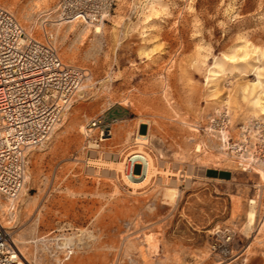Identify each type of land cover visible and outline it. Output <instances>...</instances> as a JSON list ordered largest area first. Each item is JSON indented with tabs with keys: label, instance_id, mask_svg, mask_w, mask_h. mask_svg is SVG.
Wrapping results in <instances>:
<instances>
[{
	"label": "rangeland",
	"instance_id": "obj_1",
	"mask_svg": "<svg viewBox=\"0 0 264 264\" xmlns=\"http://www.w3.org/2000/svg\"><path fill=\"white\" fill-rule=\"evenodd\" d=\"M60 1L1 0L38 38L51 28L62 59L87 71L63 122L29 152L16 208L0 196V220L26 263L264 264V164L242 171L227 148L247 125L251 146L264 151L255 104L264 92V0H114L103 23L51 25ZM101 114L121 122L94 146L84 126ZM223 117L226 146L214 126ZM143 121L158 172L134 188L109 164L138 147ZM208 167L233 177L208 180ZM172 185L175 202L165 196ZM70 237L73 248L64 246Z\"/></svg>",
	"mask_w": 264,
	"mask_h": 264
},
{
	"label": "built area",
	"instance_id": "obj_2",
	"mask_svg": "<svg viewBox=\"0 0 264 264\" xmlns=\"http://www.w3.org/2000/svg\"><path fill=\"white\" fill-rule=\"evenodd\" d=\"M113 3L114 0H61L56 16L49 22L94 26L108 19ZM86 77V69L62 59L51 28L45 27L38 38L0 0V196L8 202L17 201L26 186L29 152L52 137L76 101ZM119 122L120 118L105 114L89 120L84 126L88 143L100 146L113 136L114 125ZM214 126L226 146L228 121L218 118ZM248 129L244 126L239 138L227 147L242 171L255 170L264 162V151L254 149L247 138ZM258 130L264 142L263 122H259ZM137 131L140 133L139 127ZM137 164L144 167L136 162L133 172ZM0 264H27L12 231L1 220Z\"/></svg>",
	"mask_w": 264,
	"mask_h": 264
},
{
	"label": "bare ground",
	"instance_id": "obj_3",
	"mask_svg": "<svg viewBox=\"0 0 264 264\" xmlns=\"http://www.w3.org/2000/svg\"><path fill=\"white\" fill-rule=\"evenodd\" d=\"M96 26H97L96 30L98 32H101L102 31V26L101 25H96ZM83 85H82V87H83ZM82 87L80 88L79 92L81 90L83 91L85 89V88H82ZM262 93H263V95H261V96H259L257 98L255 104H258V107L260 108V110H262V113H264V92H262ZM224 137L226 138L227 135L224 134ZM147 139H148V134H140V133H138L137 137H136V142L139 143V145H137L138 147L136 149H133V150L129 151L127 153L126 157L123 160L116 161L115 163L109 164L112 167L116 166V167H114L115 170L122 171L125 181L130 186H132L134 188L140 187V186H143V185L147 184L148 182H150V180L158 172L157 167H156V163H155V159H154L153 155L150 154L144 148V144L147 143ZM136 162H141V163L144 164L142 173L133 172V165ZM262 164H264V162ZM204 170H205V168H204ZM260 173H261L262 179L264 180V170H261ZM189 177H192V176H189ZM189 177H187V178H189ZM26 179H27V176H26ZM165 193H166V195L164 194L165 196H167L169 199H171V201L175 202L178 199V196L180 194V190L178 189V187L172 185L171 187L167 188ZM12 205H14V209H15L16 208V200L14 202H12V201L10 202V205L8 206L9 210L13 209V208H11ZM10 213H11V217H12L13 211H10ZM256 219H257L256 206L252 205L251 209L248 211L247 225H248L249 228H252V226L256 222ZM66 240L67 241H65V243H64L65 245L64 246H68L69 245L70 248H73V245H74L73 238L70 237V238H68ZM72 252H73V250H72ZM24 258L26 259L25 256H24Z\"/></svg>",
	"mask_w": 264,
	"mask_h": 264
},
{
	"label": "crops",
	"instance_id": "obj_4",
	"mask_svg": "<svg viewBox=\"0 0 264 264\" xmlns=\"http://www.w3.org/2000/svg\"><path fill=\"white\" fill-rule=\"evenodd\" d=\"M125 121H128L125 120ZM142 125H146V131L143 133L141 132ZM138 127L140 128V134H149L150 133V126L146 124V122H141ZM211 172V173H210ZM233 177V172L230 168L225 167H208L206 170V179L214 180V181H228Z\"/></svg>",
	"mask_w": 264,
	"mask_h": 264
},
{
	"label": "trees",
	"instance_id": "obj_5",
	"mask_svg": "<svg viewBox=\"0 0 264 264\" xmlns=\"http://www.w3.org/2000/svg\"><path fill=\"white\" fill-rule=\"evenodd\" d=\"M140 173V172H139Z\"/></svg>",
	"mask_w": 264,
	"mask_h": 264
}]
</instances>
